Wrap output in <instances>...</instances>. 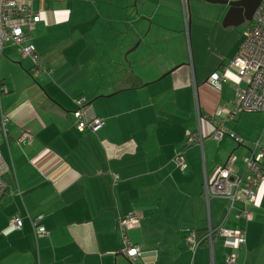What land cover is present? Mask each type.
<instances>
[{"label": "crops", "instance_id": "obj_1", "mask_svg": "<svg viewBox=\"0 0 264 264\" xmlns=\"http://www.w3.org/2000/svg\"><path fill=\"white\" fill-rule=\"evenodd\" d=\"M217 8H212L214 6ZM41 20L28 34L39 68L12 41L0 51L2 178L0 264H190L233 255L238 264H264V181L256 203L238 197L206 199L203 183L215 166L264 148V112L229 109L236 71L223 73L237 53L248 21L226 4L206 0H34ZM250 23V22H249ZM222 30L233 32L222 48ZM214 48L215 54H213ZM100 117L96 131L79 130L73 111ZM213 116V118H211ZM216 123L240 140L210 137ZM22 130L30 143L16 141ZM187 131L195 135L186 145ZM200 133V134H199ZM201 137V138H200ZM182 152L181 169L173 157ZM242 158V159H241ZM242 210L252 219L237 218ZM42 214L47 233L31 219ZM135 215L126 231L142 253L128 260L117 219ZM18 216L22 226L10 225ZM243 230L237 247L222 236L204 238L209 225ZM194 233L200 246L186 243Z\"/></svg>", "mask_w": 264, "mask_h": 264}, {"label": "built area", "instance_id": "obj_2", "mask_svg": "<svg viewBox=\"0 0 264 264\" xmlns=\"http://www.w3.org/2000/svg\"><path fill=\"white\" fill-rule=\"evenodd\" d=\"M45 1V0H41ZM34 0H0V51L3 43L12 41L16 44L17 50L22 57H29L34 64L33 73L38 72L39 56L36 48L29 41L28 34L24 31L31 30L34 24L41 20L40 12L33 6ZM38 67V68H37ZM232 69L236 71L238 82L244 81V87L235 86V100L229 109L222 108L215 112V115L226 113L229 117H234L238 111L264 112V0H260L253 12L249 25L242 31V39L239 43L237 53L231 60L228 68L223 69V73L214 71L208 77V82H225L228 80L226 71ZM0 92H6V88L0 85ZM78 107L73 111L74 121L79 130L89 129L96 131L101 127L103 121L100 117L91 120H84L82 110L84 101H76ZM213 118V116L211 117ZM9 120L8 114L0 111V128L4 136H7L6 123ZM200 134V133H199ZM223 135H228L233 139L240 138L233 132L228 131L220 123H216L210 137L219 140ZM186 145L194 143L195 135L187 131ZM201 138V137H200ZM16 141L30 143L32 134L28 130H22ZM174 163L183 169L186 164L179 151L173 157ZM243 169L237 174L230 162L215 166L212 173L205 177L203 183V192L207 200L210 197H222L230 201V207L233 202L240 196L245 203H256L257 190L264 181V148L254 143V148L250 154L243 158ZM4 169L0 161V202L5 196L7 185L2 178ZM252 212L242 210L236 214L237 218L252 219ZM43 215L38 214L31 219L35 234L42 236L47 233L42 225ZM117 229L124 241V247L121 253L128 259L134 260L142 253L141 249L129 243L126 238V231L139 224L135 215H123L117 219ZM10 225L14 228H21L22 222L18 216L10 218ZM207 233L204 238L209 241L211 257L213 256L212 238L214 235L222 236L225 241L234 247L245 243V234L243 230L225 228L223 226H212L210 223L206 229ZM186 243L191 250L195 251L200 246L194 233L187 238ZM190 264H238L233 255L227 257L223 262L215 263L213 259L206 263Z\"/></svg>", "mask_w": 264, "mask_h": 264}, {"label": "water", "instance_id": "obj_3", "mask_svg": "<svg viewBox=\"0 0 264 264\" xmlns=\"http://www.w3.org/2000/svg\"><path fill=\"white\" fill-rule=\"evenodd\" d=\"M215 3L226 4L229 6V13H237L242 21L250 22L254 10L256 9L260 0H206Z\"/></svg>", "mask_w": 264, "mask_h": 264}, {"label": "rangeland", "instance_id": "obj_4", "mask_svg": "<svg viewBox=\"0 0 264 264\" xmlns=\"http://www.w3.org/2000/svg\"><path fill=\"white\" fill-rule=\"evenodd\" d=\"M218 6L216 5V6H214V7H212V8H217ZM247 24H249V22L247 23ZM248 25H246L245 27H247ZM233 36V32H231V31H229V30H222V32H221V34L219 35V40H220V38H221V40H222V42H223V44H222V48H225V47H227L228 46V44H229V40H230V38ZM212 50H213V54H215V49L214 48H212ZM242 159V158H241Z\"/></svg>", "mask_w": 264, "mask_h": 264}]
</instances>
